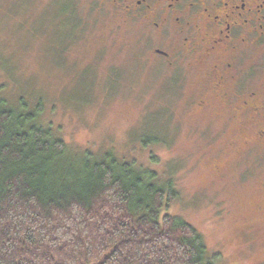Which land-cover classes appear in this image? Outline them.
I'll return each mask as SVG.
<instances>
[{
    "label": "rangeland",
    "instance_id": "obj_1",
    "mask_svg": "<svg viewBox=\"0 0 264 264\" xmlns=\"http://www.w3.org/2000/svg\"><path fill=\"white\" fill-rule=\"evenodd\" d=\"M115 4L0 0V94L40 104L41 123L70 148L111 149L172 180L167 213L193 226L218 264H264V191L258 176L239 178L231 127L188 110L192 77L171 87L152 54L163 41Z\"/></svg>",
    "mask_w": 264,
    "mask_h": 264
},
{
    "label": "trees",
    "instance_id": "obj_2",
    "mask_svg": "<svg viewBox=\"0 0 264 264\" xmlns=\"http://www.w3.org/2000/svg\"><path fill=\"white\" fill-rule=\"evenodd\" d=\"M24 98L0 94V264H218L167 213L172 180L111 149L70 148Z\"/></svg>",
    "mask_w": 264,
    "mask_h": 264
},
{
    "label": "flooded vegetation",
    "instance_id": "obj_3",
    "mask_svg": "<svg viewBox=\"0 0 264 264\" xmlns=\"http://www.w3.org/2000/svg\"><path fill=\"white\" fill-rule=\"evenodd\" d=\"M113 1L163 41L152 54L171 87L192 77L188 110L231 127L239 178L258 176L264 191V0Z\"/></svg>",
    "mask_w": 264,
    "mask_h": 264
}]
</instances>
